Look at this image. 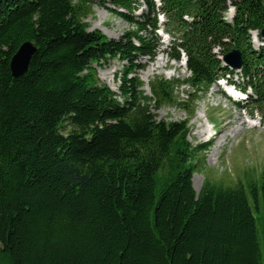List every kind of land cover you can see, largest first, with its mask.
<instances>
[{
  "label": "trees",
  "instance_id": "16d2710c",
  "mask_svg": "<svg viewBox=\"0 0 264 264\" xmlns=\"http://www.w3.org/2000/svg\"><path fill=\"white\" fill-rule=\"evenodd\" d=\"M143 1L155 14L145 24L121 11L139 0H0V264H264V170L197 192L207 146L194 148L184 122L153 113L174 103L173 84L156 77L149 98L129 78L135 65L118 92L100 83L97 67L110 60L132 67L154 56L156 4ZM94 4L134 30L119 40L90 30ZM161 4L189 57L190 86L205 92L229 70L220 57L238 49L264 114V49L251 36L264 31V0ZM25 42L36 52L14 77L10 62Z\"/></svg>",
  "mask_w": 264,
  "mask_h": 264
},
{
  "label": "rangeland",
  "instance_id": "374dc122",
  "mask_svg": "<svg viewBox=\"0 0 264 264\" xmlns=\"http://www.w3.org/2000/svg\"><path fill=\"white\" fill-rule=\"evenodd\" d=\"M111 8L109 5L101 7L94 4L86 23L90 30H100L109 39L119 40L134 30V27L122 16L113 13ZM147 14V8L142 6L131 17L140 20ZM230 16H232L231 13ZM226 18L230 20L229 15H226ZM163 21L164 19L161 18V22ZM161 26L163 27V23ZM252 45L259 49L264 47V41L252 33ZM164 49L165 52L161 53L160 50ZM169 52L170 44L166 48H160L154 58L146 57L135 60L132 67H129L127 61L110 60L104 67H97L100 83L107 85L112 91L118 92L121 73L125 67L133 68L134 65H137L134 67L136 69H134V75L129 78L139 77L146 84L151 80H156L157 77L173 84L174 103H168L160 110H154L153 113L158 120L167 123L184 122L190 129L188 141L192 146L194 148L202 145L207 146L208 150L198 155L197 170L193 176V184L197 192L208 180L223 183L225 186H234L240 179H244V175L249 171L254 170L260 174L264 170V121L260 112L244 101L242 104L248 108L247 110H240L231 105L214 91L219 87L218 84L213 85L206 94H202L198 102L184 104L183 102L187 101L188 95L194 93V90L185 82L188 77L187 68L179 62L170 61ZM216 52L219 53V50ZM159 57L165 58L168 67H156L151 75L146 77L145 72L153 66ZM236 82L240 85L244 83L242 79H237ZM143 90L146 91V95H151L147 85H144ZM241 114L246 117L252 116V119L260 123V126L258 124L254 128L245 127L236 132L234 136H230L229 132L239 125L238 120L242 117ZM200 124H205L213 129L212 134L215 136L199 139L196 133L202 128H199ZM207 139L211 141L209 144L205 142ZM256 218L260 245L264 249V214H257Z\"/></svg>",
  "mask_w": 264,
  "mask_h": 264
},
{
  "label": "water",
  "instance_id": "95a60500",
  "mask_svg": "<svg viewBox=\"0 0 264 264\" xmlns=\"http://www.w3.org/2000/svg\"><path fill=\"white\" fill-rule=\"evenodd\" d=\"M262 35L264 36V31ZM35 52L36 47L31 42H25L19 47L10 62V69L14 77L22 76L28 71ZM240 55V51L233 50L227 54L224 59L230 62L234 67H240L242 63Z\"/></svg>",
  "mask_w": 264,
  "mask_h": 264
},
{
  "label": "bare ground",
  "instance_id": "6f19581e",
  "mask_svg": "<svg viewBox=\"0 0 264 264\" xmlns=\"http://www.w3.org/2000/svg\"><path fill=\"white\" fill-rule=\"evenodd\" d=\"M230 13L233 15L234 10L231 9ZM166 66H167V62L165 61V58L159 57L153 63V66L148 71L145 72V76L149 77L151 75V73L155 70L156 67L161 68V67H166ZM114 89H116V87H114ZM241 116H242V114H241ZM238 124L239 125L237 127H235L232 131L229 132L230 136H234L236 132L242 130L245 127L254 128V127L258 126V123L256 121H254L253 119H250L244 115L242 117H240V119L238 120ZM199 128H201V129L198 130L196 133V135L199 137V139L202 140L203 138H208V137L210 138L211 137L213 129H211L210 127H207V125H205V124H200ZM225 137H227V136H225Z\"/></svg>",
  "mask_w": 264,
  "mask_h": 264
}]
</instances>
